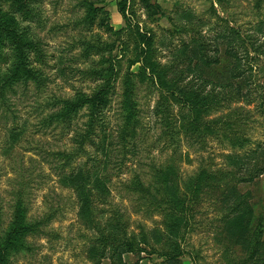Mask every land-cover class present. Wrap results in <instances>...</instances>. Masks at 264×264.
<instances>
[{
    "label": "trees",
    "instance_id": "trees-1",
    "mask_svg": "<svg viewBox=\"0 0 264 264\" xmlns=\"http://www.w3.org/2000/svg\"><path fill=\"white\" fill-rule=\"evenodd\" d=\"M255 1L260 9L264 0ZM31 2L0 0L2 105L16 95L18 88L33 86L40 90L48 80L44 41L31 27L23 25L36 17ZM103 2H90L86 15L78 22L91 32L90 37H83L81 45L87 63L83 78L92 82V90H76L70 97L48 99L42 121L43 127L58 131L64 141L60 149L45 151L40 156L44 170H52L59 185L76 196L78 219L90 234L87 259L92 264H127L124 256L135 255L141 261L142 254L156 253L151 246V240H155L163 247L157 252L163 258L160 264H181L183 245L197 226L198 208L207 197H212L222 210L218 242L230 253L238 247L243 255L250 250L252 253L243 262L227 264H264V257L256 256V248L260 245L264 250V242L253 239L259 232L251 226L252 193L241 191L242 185H253L264 175V143L251 147L247 134L254 114L264 118V82L258 83L250 64L263 54L261 46L248 36L243 39L239 30L231 29L226 57L220 53L208 57L204 44L193 39L177 51L179 60L184 56L186 59L162 63L154 49L152 31L144 30L129 17V0L119 3L127 24L126 30L119 31H113L109 13L100 7ZM142 6L149 19L163 16L162 7L151 0H142ZM256 29L264 30V21ZM94 30L117 37L131 32L136 52L133 59H126V70L121 65L124 57L113 54L116 41ZM143 87L158 94L153 113L163 128L159 140L164 142L165 151L172 153L166 161L153 165L148 175L132 171L130 181L125 183L126 191L141 207L155 209L161 218L158 228L146 232L140 227L135 233L130 231V218L112 201L111 165L116 155L130 160L128 155L137 153L136 141L141 130L138 95ZM119 89L120 123L112 131L108 112ZM27 132L26 122L9 131L6 155L12 154ZM210 139L228 151L224 153V167H199L184 177L176 163L181 145H203ZM20 177V187L14 190L9 206L8 222L4 220L7 211L0 204V264H13L18 257L30 253L31 239L44 234L54 217H31L28 182Z\"/></svg>",
    "mask_w": 264,
    "mask_h": 264
},
{
    "label": "rangeland",
    "instance_id": "rangeland-1",
    "mask_svg": "<svg viewBox=\"0 0 264 264\" xmlns=\"http://www.w3.org/2000/svg\"><path fill=\"white\" fill-rule=\"evenodd\" d=\"M31 1L30 6L36 8V17L33 21L23 22V25L31 27L44 41L48 54L45 72L48 80L46 86L40 90L33 86L28 89L20 87L16 95L9 97L6 105L0 103V204L7 211L4 220L8 222L12 195L14 190L20 187L18 183L22 180L21 175L28 182L26 185L30 197L31 217L39 220H45L51 214L54 217L45 227L44 234L31 239L32 251L18 257L13 264H92L86 254L90 234L78 219L76 196L59 185L52 170H44L40 154L58 150L64 144L58 131L43 127L48 99L54 96L70 97L76 90L90 92L93 88L92 82L83 78L87 63L82 56L81 45L83 37H90L91 32L84 30L78 22L86 15L90 2L97 0ZM121 1L104 0L100 4V7L103 6L109 13L113 31L127 28L126 20L119 11ZM151 2L162 7L163 16L149 19L142 6V0H129L128 13L134 23H139L144 30L152 31L155 39L154 49L162 63L186 59L187 56H184L179 60L177 51L183 44H190L193 39L204 44L208 57L219 55L218 53L221 57H226L229 40H232L230 30L236 29L241 32L243 39L248 36L255 45L261 46L263 54L256 62L252 61L250 64L254 67L258 83L264 82V30L256 29L259 23L264 21V2L259 5L260 9L255 0ZM4 8L9 9V5L4 4ZM126 32L117 37L102 30H94V33L116 41L113 54L119 58L124 57L121 65L125 70L128 67L126 59H133L136 52L134 37L130 31ZM246 42H249V39ZM247 45L250 47V43ZM253 55L254 53H251V56ZM133 69H137V66ZM119 93L120 89L108 112L112 131H116L120 123ZM138 99L141 130L136 141L137 153L129 154L130 160H121V157L116 155L111 165V173L114 175L111 186L112 201L130 218V231L135 233L140 231V227L145 228L146 232L158 228L161 218L155 209L141 207L140 202L126 191L125 183L130 181L132 171L148 175L152 172L153 165L166 161L172 153L171 150L166 152L164 142L159 140L163 128L153 113L158 94H153L143 87ZM239 105L247 107L244 103ZM247 109L253 110V107ZM253 118L254 122L247 132L252 141L251 147H255L257 142L264 143V118L258 117L257 114H254ZM23 122L28 126L26 137L19 142L11 155H6L4 148L9 145V131ZM227 152L214 139L203 145L184 142L176 156V163L185 177L196 172L199 167H224V153ZM241 191L252 193L251 226L259 232L253 239L264 242V175L253 185H242ZM221 216L222 210L217 201L207 197L198 208L197 226L193 233L188 234L187 242L183 245L185 252L181 264H227L233 261L240 263L247 255H252L251 250L249 254L243 255L239 247L231 253L227 252L218 242ZM260 219L262 223L259 222ZM151 241L156 253L142 254L141 261L135 255H126L124 258L127 264H160L163 258L157 252L163 247L154 243L155 240ZM256 256L264 257V250L260 249V245L256 248ZM102 264L110 262L104 261Z\"/></svg>",
    "mask_w": 264,
    "mask_h": 264
}]
</instances>
